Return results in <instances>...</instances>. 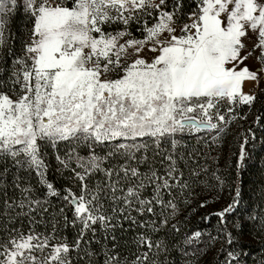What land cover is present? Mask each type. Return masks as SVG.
I'll use <instances>...</instances> for the list:
<instances>
[{"label": "snow or ice", "instance_id": "obj_1", "mask_svg": "<svg viewBox=\"0 0 264 264\" xmlns=\"http://www.w3.org/2000/svg\"><path fill=\"white\" fill-rule=\"evenodd\" d=\"M261 93L264 0H0V264H160L168 244L152 234L179 233V204L227 183L183 142L264 123ZM240 199L215 213L220 264H241L227 220ZM249 219L264 233V215ZM137 229L127 257L121 234ZM202 236L186 235L185 256Z\"/></svg>", "mask_w": 264, "mask_h": 264}, {"label": "trees", "instance_id": "obj_2", "mask_svg": "<svg viewBox=\"0 0 264 264\" xmlns=\"http://www.w3.org/2000/svg\"><path fill=\"white\" fill-rule=\"evenodd\" d=\"M28 27H30L29 20L22 13H17L10 20L9 28L15 37L14 48L17 51L21 47L20 37L27 32ZM262 106H264V93L260 94L253 113L255 114ZM242 135L247 136L246 158L238 169ZM203 139H208V137L202 134ZM202 140L193 139L183 143L189 149L199 147L200 152L203 153L200 163L203 165L207 160V167L213 170L218 168L221 175L226 177L227 183L222 192L219 189L212 191L205 185L190 203H180L173 220V222L179 221V233L165 228L158 234H152L154 242L165 240L168 244L166 254L156 256L153 253L152 258L159 260L160 264H220L222 260L221 241L218 239L213 244L209 237L218 236L223 227L220 218L215 213L231 202L236 189L239 188L241 192L239 210L227 217L228 227L234 235L238 236L240 245L243 246L241 264H264V233L260 232L259 226H254L252 220L249 219L250 215H255L257 212L264 215V123H254L253 116L250 115L247 121L236 120L230 125H225L215 141L209 140L208 143H204ZM50 167L52 170L49 172V178L58 187L64 185L67 178L56 173L54 160ZM185 174L187 175V172ZM21 175H25L28 179L26 174ZM30 179L33 186L38 187L34 174ZM8 192L11 194L12 189L8 188ZM217 195L219 199H216ZM205 199L207 200L206 206L200 207V202ZM242 223H244L243 229L240 228ZM125 228H128L127 223ZM197 230L203 233L200 245L199 247L193 245L188 255L185 256V237ZM139 231L137 229L135 232L125 231L121 234L123 255L130 257L136 253L137 249L133 241L136 232ZM241 231L243 235H240ZM68 235L71 238V234Z\"/></svg>", "mask_w": 264, "mask_h": 264}, {"label": "rangeland", "instance_id": "obj_3", "mask_svg": "<svg viewBox=\"0 0 264 264\" xmlns=\"http://www.w3.org/2000/svg\"><path fill=\"white\" fill-rule=\"evenodd\" d=\"M252 87H253L252 84L247 85V87L245 88V91H248V90L251 89Z\"/></svg>", "mask_w": 264, "mask_h": 264}]
</instances>
